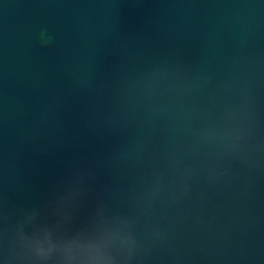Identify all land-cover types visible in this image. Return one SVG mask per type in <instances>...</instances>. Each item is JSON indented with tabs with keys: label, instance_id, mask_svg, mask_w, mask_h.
<instances>
[{
	"label": "water",
	"instance_id": "95a60500",
	"mask_svg": "<svg viewBox=\"0 0 264 264\" xmlns=\"http://www.w3.org/2000/svg\"><path fill=\"white\" fill-rule=\"evenodd\" d=\"M0 264H264V0H0Z\"/></svg>",
	"mask_w": 264,
	"mask_h": 264
}]
</instances>
